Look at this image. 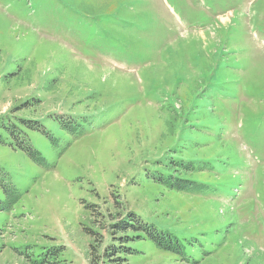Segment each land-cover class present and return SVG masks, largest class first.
Returning a JSON list of instances; mask_svg holds the SVG:
<instances>
[{
  "label": "rangeland",
  "instance_id": "1",
  "mask_svg": "<svg viewBox=\"0 0 264 264\" xmlns=\"http://www.w3.org/2000/svg\"><path fill=\"white\" fill-rule=\"evenodd\" d=\"M65 1L0 0V122L34 150L0 144V264H102L133 208L197 237L126 264H264V0ZM168 152L214 165L189 190L132 183Z\"/></svg>",
  "mask_w": 264,
  "mask_h": 264
},
{
  "label": "trees",
  "instance_id": "2",
  "mask_svg": "<svg viewBox=\"0 0 264 264\" xmlns=\"http://www.w3.org/2000/svg\"><path fill=\"white\" fill-rule=\"evenodd\" d=\"M65 1V0H64ZM66 2V1H65ZM66 4H68L66 2ZM202 91L198 92L196 96L193 97L192 102L189 105V108L187 107L185 110L183 107L181 109L175 108L174 105L169 106V108H175L177 111V114L175 112H171L169 116V124L168 129L169 132H171L174 123H180V125H186L187 128L191 129L192 125H190L191 119L189 118L192 110L194 108L198 107V104L201 101V95ZM40 101V100H38ZM174 101H171V103ZM174 106V107H173ZM10 111L6 112L7 114ZM4 119V118H2ZM25 122L29 125V129H35L40 130L44 133L46 132V129L43 127L42 124H40L37 120L33 119H26ZM184 123V124H183ZM3 129L7 130L4 131ZM23 133V134H21ZM9 134L12 138L20 139V134L22 141L24 145L21 146L22 149L27 150L31 155L33 153L34 156V150L31 148L29 143V138L27 136L26 132H23L19 127H15L14 123H11V120H6L5 123L2 121L0 122V144L6 143V135ZM198 146V142L194 141L193 147ZM208 161V166H213V162L209 160L208 158H196L193 159H182L179 156H175V153H169L167 156L159 162V160L155 161L153 166H148V164L145 167V172L141 174L139 172V176L132 177L134 180H132V183L135 185L137 184L135 179H143L144 181L151 182L157 186H160L162 188H166L168 190H175V191H184L189 190L190 187L193 184L199 183L202 185V181H197L194 177H192L191 173H194L197 169V167H201L204 165L202 162ZM220 162L218 159L215 161V163ZM148 163V162H145ZM200 164V165H199ZM201 170V168L199 169ZM198 170V171H199ZM140 177V178H139ZM3 186L7 189H12V186L7 180V177L3 174ZM134 181V182H133ZM7 182V184H5ZM197 184L198 186H200ZM203 187V186H202ZM200 188V187H198ZM14 189V188H13ZM1 198V197H0ZM3 201L0 199V204H2ZM161 226V225H160ZM115 229V230H113ZM132 230L131 234H128ZM116 231V232H115ZM172 232L174 233H182L181 235L177 236L174 235L172 232H169L168 230H164V228L159 227V224L156 223L154 225L150 221L145 220L141 213L133 208L130 209L125 217L120 221L118 220L114 224H112V230L109 232V236L107 240L104 242V248L100 252V260L102 264H126L131 256H136L139 254L138 251H136V243L148 240L152 242L158 249L161 251L173 254L176 257V260H183L187 259L185 254V248H188V237L190 238H196V235L189 236L188 233H185L182 231V229L179 228H171ZM121 233L119 235H116L115 233ZM212 232H208L209 239H212L213 236L211 234ZM185 241V246L182 245V241ZM191 240V239H190ZM103 241V240H101ZM192 242V240L190 241ZM184 243V242H183ZM91 245V249H97L98 246ZM209 245V246H208ZM196 248L203 249V246L198 245V242L194 244ZM204 246L210 247V244H204ZM211 248V247H210ZM91 255H93L92 261L95 262L94 259V253L91 250ZM141 254V252H140ZM182 261V260H181ZM187 262H190L188 264H198L199 262L194 261L190 259Z\"/></svg>",
  "mask_w": 264,
  "mask_h": 264
}]
</instances>
